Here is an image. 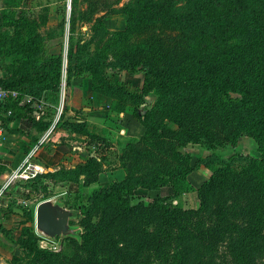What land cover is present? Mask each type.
<instances>
[{"label": "rangeland", "instance_id": "rangeland-1", "mask_svg": "<svg viewBox=\"0 0 264 264\" xmlns=\"http://www.w3.org/2000/svg\"><path fill=\"white\" fill-rule=\"evenodd\" d=\"M135 1L0 0V76L18 77L24 67L36 70L47 65L57 66L61 78L55 91H42L33 102L31 90L37 84L21 88V107L6 119L15 122L0 126V224L5 230H0V264H234L227 255L228 244L236 245L253 264H264V166L252 137L241 135L231 144L232 119L225 123L189 107L183 116L191 117H185L186 124L177 130L155 108V91L141 95L142 103L119 92H95L90 73L79 71L74 56H68L76 45L100 53L98 63L105 75L139 94L143 72L107 66L112 60L108 35L125 27L122 9ZM173 1L188 8V0ZM228 41L223 36L214 46L223 47ZM20 42L28 47L16 51ZM260 44L264 48V39ZM179 58L174 55L173 62ZM230 96L223 97L225 108L239 95ZM27 102L30 105L24 107ZM29 118L49 122L32 140L21 129L29 130ZM81 120L86 121V133L73 132L68 125ZM191 131L196 137L185 142V132ZM202 133L210 139L204 140ZM21 142L30 147L26 154ZM175 152L190 153L189 164L210 154L224 160L210 168L200 164L187 174L197 192L164 200L170 208L193 209L194 214L181 212L179 218L162 219L150 198L165 197L171 189L139 188L130 204L141 206L123 210L114 204L98 205L78 219L96 227L82 245L68 238L40 237L39 246L52 252L49 260L34 258L17 243L25 211L33 213L39 201L59 195L67 207L84 210L93 189L126 175L150 181L167 176L177 163ZM28 164L38 165L35 175H30L33 167L24 172ZM76 165L83 166L87 176L80 175V185L72 191L41 176Z\"/></svg>", "mask_w": 264, "mask_h": 264}, {"label": "trees", "instance_id": "trees-1", "mask_svg": "<svg viewBox=\"0 0 264 264\" xmlns=\"http://www.w3.org/2000/svg\"><path fill=\"white\" fill-rule=\"evenodd\" d=\"M174 3L173 0H136L122 9L127 16L125 27L111 31L108 35L112 60L107 66L130 73L143 72L139 94L127 91L121 83L114 82L105 75L98 63L100 53H90L76 45L68 50L69 58L74 56L79 71L86 70L90 73V88L95 92H119L122 97H129L133 103H142L141 95L155 91V108L165 119L176 124L177 130L186 124L185 117H191L183 116L188 107L193 111L199 108L201 112L212 113L225 123L232 119L230 143L233 144L241 135L252 137L260 152L259 162L264 166V48L260 44L264 39V0H188L186 10ZM223 36L229 41L223 47L214 46ZM25 47H28V43L20 42L15 50L21 51ZM176 54L180 58L173 62ZM69 73L68 70V85L72 84ZM60 81L57 66L47 65L36 70L31 66L24 67L18 77L0 76V85L17 91L18 98L21 88L37 84L36 90H31L34 95L31 96V102L32 99H38L42 91H55ZM231 93L239 96L232 101V106L225 108L221 102L223 97L231 99ZM216 101L220 103L219 106ZM24 105L26 107L30 102ZM16 107H21L18 106V99H8L0 106L2 125L6 119L12 118ZM7 109L11 110V114L2 117L1 113ZM29 121L37 131L49 126L46 120L34 121L29 118ZM68 126L75 133H86L85 120ZM184 135L185 142L196 137L194 131L188 134L185 132ZM199 135L204 140L210 139L206 133ZM195 139L198 141L200 138ZM175 154L178 155L177 163L168 170L167 176L150 181L126 175L107 186L93 189L87 197L88 206L84 210L80 209L82 218L98 205L114 204L123 210L139 207L142 205L140 202L136 206L130 204L137 189L157 190L163 186L169 187L171 193L165 197L150 198L153 205L159 208L162 219L179 218L181 212L194 214L193 209L182 210L175 206L170 208L164 200L171 201L183 193L197 192L198 188L187 179V174L200 164L210 168L224 160L210 154L189 164L190 153ZM80 175L87 176L81 165L41 174L58 181L56 184L66 186L68 191L80 185ZM65 203L67 205L66 201ZM33 218L32 212L25 211L17 243L34 258L49 260L52 252L39 246L40 237L34 232ZM81 225L84 228L81 235L83 242L96 227ZM0 230L5 231L2 224ZM227 255L234 264H253L234 244L227 245Z\"/></svg>", "mask_w": 264, "mask_h": 264}, {"label": "water", "instance_id": "water-1", "mask_svg": "<svg viewBox=\"0 0 264 264\" xmlns=\"http://www.w3.org/2000/svg\"><path fill=\"white\" fill-rule=\"evenodd\" d=\"M33 213L34 232L39 237L52 241L72 238L81 244L84 228L77 222L83 216L80 206L67 207L65 201L55 195L39 201Z\"/></svg>", "mask_w": 264, "mask_h": 264}, {"label": "built area", "instance_id": "built-area-1", "mask_svg": "<svg viewBox=\"0 0 264 264\" xmlns=\"http://www.w3.org/2000/svg\"><path fill=\"white\" fill-rule=\"evenodd\" d=\"M8 99H11V100H16L18 99V93L17 91L15 90H11V89H8V88H5L3 87L2 85H0V106L1 105H4L5 102L8 100ZM5 115H8V114H11V110L10 109H7L5 110V112H3ZM2 124V121L0 119V126ZM1 129V128H0ZM38 165H34V164H28L27 168H25L24 172H27V170H29L30 168L29 167H33L32 172L30 175H35L34 173H36V167ZM22 173L21 175L22 176H28L27 174L25 173Z\"/></svg>", "mask_w": 264, "mask_h": 264}, {"label": "crops", "instance_id": "crops-1", "mask_svg": "<svg viewBox=\"0 0 264 264\" xmlns=\"http://www.w3.org/2000/svg\"><path fill=\"white\" fill-rule=\"evenodd\" d=\"M13 123V122H15V120H8V121H6V123ZM28 128H29V130H27V129H25V128H21V129H23L22 131H24L26 134V136H29L30 138H31V140L34 138V137H36V135H35V132H37V130L35 129V128H33L31 125L30 126H28ZM31 130L33 131L34 130V132H32L31 133ZM2 134V132H1V130H0V135ZM33 143H34V141H32ZM20 146H22L23 148H22V151L25 153V152H27V150H29V146H28V144H24L23 142H21L20 143ZM26 154V153H25ZM156 191V190H155ZM158 191H160V190H158Z\"/></svg>", "mask_w": 264, "mask_h": 264}, {"label": "bare ground", "instance_id": "bare-ground-1", "mask_svg": "<svg viewBox=\"0 0 264 264\" xmlns=\"http://www.w3.org/2000/svg\"><path fill=\"white\" fill-rule=\"evenodd\" d=\"M39 167H36V169H38Z\"/></svg>", "mask_w": 264, "mask_h": 264}]
</instances>
